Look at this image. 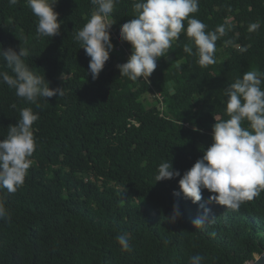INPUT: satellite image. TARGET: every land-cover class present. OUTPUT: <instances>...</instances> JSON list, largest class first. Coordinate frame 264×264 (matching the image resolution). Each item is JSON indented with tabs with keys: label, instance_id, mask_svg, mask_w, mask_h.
Masks as SVG:
<instances>
[{
	"label": "trees",
	"instance_id": "16d2710c",
	"mask_svg": "<svg viewBox=\"0 0 264 264\" xmlns=\"http://www.w3.org/2000/svg\"><path fill=\"white\" fill-rule=\"evenodd\" d=\"M132 5H114V49L93 80L90 57L74 39L91 16V0H59L62 25L53 38L38 37L27 0H0V48L21 45L34 74L64 89L61 97L39 98L37 108L0 84V139L17 123L19 109L39 115L25 183L15 193H0L11 214L10 222L0 220V264H188L196 254L202 264H248L264 251V191L230 210L207 204V190L197 204L174 196L180 177L155 181L161 163L172 162L182 177L202 157L213 142L214 117L227 118L225 89L236 78L256 71L264 80V0H199L192 15L206 30L226 28L216 42V63L201 68L183 51L190 40L182 32L149 80L135 82L117 68L131 52L119 31L133 18ZM254 23L258 28L249 31ZM0 70H7L3 61ZM148 91L162 95L161 107L147 105ZM177 202L182 216L171 223ZM201 204L211 208L203 229L193 224ZM124 232L131 251L117 242Z\"/></svg>",
	"mask_w": 264,
	"mask_h": 264
},
{
	"label": "clouds",
	"instance_id": "9594fccd",
	"mask_svg": "<svg viewBox=\"0 0 264 264\" xmlns=\"http://www.w3.org/2000/svg\"><path fill=\"white\" fill-rule=\"evenodd\" d=\"M10 5L18 0H8ZM59 0H27L33 15L37 17L38 37H55L60 34L61 22L55 10ZM118 0H91L94 6L91 16L74 39L80 42L85 54L90 57L88 75L98 79L110 53L114 49L111 40L113 24L109 17ZM199 0H133L134 16L120 27L119 38L131 45V55L123 64L117 65L120 77L135 82L149 80L162 57H168L173 41L184 32L190 40L183 51L197 57L201 68L215 64L216 42L226 34L224 25L208 31L207 25L192 14L198 11ZM185 20L187 27L185 28ZM258 28L251 24L249 31ZM231 43V41H226ZM195 49V51H194ZM246 52V48H239ZM27 51L21 45L17 51L9 47L0 48V61L7 70H0V84L15 90L22 101L40 107L39 98L64 95L63 88H51L44 78L34 74L25 63ZM177 67H180L177 62ZM65 79V77H63ZM49 82V81H48ZM264 80L256 71L244 72L225 89L226 119L215 118L212 126V144L203 150V155L181 177L172 162L161 163L155 181L172 180L180 177L179 191L193 204L202 200V191L207 190V204L225 206L239 210L247 201L253 200L264 191ZM15 107V105H13ZM39 119L31 108L19 109V119L8 127L7 135L0 139V193H15L25 183L30 159L37 149L33 125ZM247 124V126H245ZM198 129H194L197 131ZM202 213L194 221V227L203 229L210 222L211 208L201 204ZM182 216L179 203H174L169 222L175 223ZM0 220L11 221V214L0 197ZM123 251H131L130 236L127 232L116 237ZM200 254L189 258L188 264H202Z\"/></svg>",
	"mask_w": 264,
	"mask_h": 264
},
{
	"label": "rangeland",
	"instance_id": "374dc122",
	"mask_svg": "<svg viewBox=\"0 0 264 264\" xmlns=\"http://www.w3.org/2000/svg\"><path fill=\"white\" fill-rule=\"evenodd\" d=\"M111 32H112V30H111ZM118 48H119V45H118ZM159 96H160L159 92L148 91L144 94L143 99L147 103L148 106H151V105L156 104V103L158 105H160ZM248 264H250V263H248Z\"/></svg>",
	"mask_w": 264,
	"mask_h": 264
},
{
	"label": "water",
	"instance_id": "95a60500",
	"mask_svg": "<svg viewBox=\"0 0 264 264\" xmlns=\"http://www.w3.org/2000/svg\"><path fill=\"white\" fill-rule=\"evenodd\" d=\"M174 57H171L172 60ZM250 264H263L264 263V251L260 255H256L255 259L249 262Z\"/></svg>",
	"mask_w": 264,
	"mask_h": 264
},
{
	"label": "built area",
	"instance_id": "2783aa9c",
	"mask_svg": "<svg viewBox=\"0 0 264 264\" xmlns=\"http://www.w3.org/2000/svg\"><path fill=\"white\" fill-rule=\"evenodd\" d=\"M121 46H123L122 43L119 45V48H120ZM130 55H131V52H130L129 50H127L126 57L128 58ZM162 98H163V97H162V95L160 94V96H159V100H160V105H161V106H162V104H163V99H162ZM160 105H159V106H160ZM161 106H160V107H161Z\"/></svg>",
	"mask_w": 264,
	"mask_h": 264
},
{
	"label": "bare ground",
	"instance_id": "6f19581e",
	"mask_svg": "<svg viewBox=\"0 0 264 264\" xmlns=\"http://www.w3.org/2000/svg\"><path fill=\"white\" fill-rule=\"evenodd\" d=\"M264 264V263H263Z\"/></svg>",
	"mask_w": 264,
	"mask_h": 264
}]
</instances>
